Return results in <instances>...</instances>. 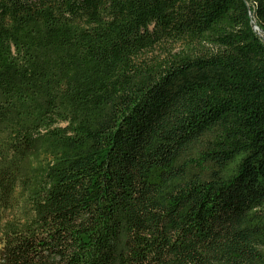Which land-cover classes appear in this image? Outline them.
Listing matches in <instances>:
<instances>
[{"label": "trees", "instance_id": "trees-1", "mask_svg": "<svg viewBox=\"0 0 264 264\" xmlns=\"http://www.w3.org/2000/svg\"><path fill=\"white\" fill-rule=\"evenodd\" d=\"M0 264H264V0H0Z\"/></svg>", "mask_w": 264, "mask_h": 264}, {"label": "rangeland", "instance_id": "rangeland-1", "mask_svg": "<svg viewBox=\"0 0 264 264\" xmlns=\"http://www.w3.org/2000/svg\"><path fill=\"white\" fill-rule=\"evenodd\" d=\"M176 50H178V47H177V48L175 47V51H176Z\"/></svg>", "mask_w": 264, "mask_h": 264}]
</instances>
